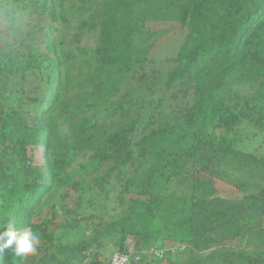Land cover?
I'll return each mask as SVG.
<instances>
[{
	"label": "trees",
	"instance_id": "trees-1",
	"mask_svg": "<svg viewBox=\"0 0 264 264\" xmlns=\"http://www.w3.org/2000/svg\"><path fill=\"white\" fill-rule=\"evenodd\" d=\"M160 24L179 36L164 72ZM238 129L264 134V0H0V225L39 235L35 264H108L128 238L139 264L166 242L179 264H264V157ZM69 185L56 234L43 202ZM95 190L124 210L84 214Z\"/></svg>",
	"mask_w": 264,
	"mask_h": 264
},
{
	"label": "rangeland",
	"instance_id": "rangeland-1",
	"mask_svg": "<svg viewBox=\"0 0 264 264\" xmlns=\"http://www.w3.org/2000/svg\"><path fill=\"white\" fill-rule=\"evenodd\" d=\"M86 6L84 7V9ZM77 11H74V13ZM77 14V13H76ZM81 14L78 13V16ZM73 18L71 21V29L69 31L71 34L73 33L72 31L76 28L77 22L76 20L80 19L79 17ZM158 31L155 32V36L161 37V42L159 43L160 46L157 49L156 53L154 54L155 59L157 60V64L160 68H162V71H165L166 68V62L165 59L173 55L178 47L179 44V36H172L171 32L165 28L164 24H160L158 26ZM96 44V34L91 32V33H85L84 34V39L82 40V43L80 44L81 48H84L88 53L93 49V47ZM144 49L141 48L138 53L141 57H146L153 55L150 52V48H147L146 45H143ZM165 62V63H164ZM33 84L28 83L25 86V94L26 96H38L39 93H33L32 92V86ZM123 91V89H122ZM122 92H120L121 94ZM161 123L165 124L169 120V114H162V116L159 118ZM65 126V125H64ZM66 127V126H65ZM251 130H244V129H238L237 135L233 138L234 139V148L241 150L243 152H254L259 156L264 157V134H259L256 135L255 137L251 138ZM36 161H38L37 157L35 158ZM82 164L83 161H79V164ZM77 168V165L74 167V169ZM35 176H38L37 173L34 174ZM88 181V177H76L77 181ZM98 194V191L95 190L94 192H89L88 194L85 195L84 201L82 203L83 205V213L84 214H90L93 212L96 213H105L106 218H111L115 217L116 215L120 214L124 209L122 208L123 204L121 203L120 199L122 198L119 196V194L114 191H110L106 197H102L101 195H96ZM78 191L74 188V186H67L61 190H54L52 194H50L48 199H45L43 203H45V209L43 210L42 217L43 219L48 222V228L50 232H54L56 234H61L63 231V224L65 219H71L73 214L72 212L75 210V204H76V199H77ZM101 197V198H100ZM97 209L100 211H94L93 209ZM87 236L89 235V232L86 234ZM165 249H170L172 245L170 243H165ZM126 246L128 249H132L133 247V242L131 238H128L126 242ZM167 251V250H166ZM114 251L108 249H105L103 253H106V260H109L110 256L112 255ZM169 250L167 253L169 254ZM170 255V254H169ZM167 255L166 258L164 259H171V261L168 264H179L180 262L175 258V256H169ZM41 256V252L36 251L34 254H30L27 259L23 261L22 264H35L37 259ZM169 259V260H170ZM105 260V262H106ZM151 261V264H157L153 260H157L154 258H150L148 256L147 261ZM162 260V259H160ZM148 261V262H149ZM178 261V262H177ZM146 264H150L147 263Z\"/></svg>",
	"mask_w": 264,
	"mask_h": 264
},
{
	"label": "clouds",
	"instance_id": "clouds-1",
	"mask_svg": "<svg viewBox=\"0 0 264 264\" xmlns=\"http://www.w3.org/2000/svg\"><path fill=\"white\" fill-rule=\"evenodd\" d=\"M40 237L30 228L19 229L14 222L0 225V251L11 248L16 256H28L37 251Z\"/></svg>",
	"mask_w": 264,
	"mask_h": 264
},
{
	"label": "built area",
	"instance_id": "built-area-1",
	"mask_svg": "<svg viewBox=\"0 0 264 264\" xmlns=\"http://www.w3.org/2000/svg\"><path fill=\"white\" fill-rule=\"evenodd\" d=\"M169 250V254L167 251ZM176 249L174 247H171L170 249H162V250H149L148 256L150 258H156V259H164L167 257V255L171 256V254L174 253ZM144 252H142L139 249H127L126 252H117L114 253L108 264H139V261L141 259V255Z\"/></svg>",
	"mask_w": 264,
	"mask_h": 264
}]
</instances>
